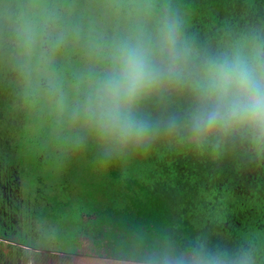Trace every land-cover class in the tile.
I'll return each instance as SVG.
<instances>
[{
  "label": "trees",
  "instance_id": "1",
  "mask_svg": "<svg viewBox=\"0 0 264 264\" xmlns=\"http://www.w3.org/2000/svg\"><path fill=\"white\" fill-rule=\"evenodd\" d=\"M163 11L202 53L264 35V0H0V184L30 174L38 196L51 186L64 190L57 206L33 205L20 193L9 201L18 217L50 210L60 230L68 228L79 246L87 239L99 256L141 261L170 240L178 249L194 242L245 249L251 264H264V151L239 139L158 129L108 158L75 117L113 43ZM28 24L38 32L30 51ZM190 103L187 93H165L146 100L143 114L182 115ZM24 127L39 132L31 145L19 142ZM22 149L31 157L18 156ZM0 200L7 205L6 195ZM73 211L80 220L68 224L64 213Z\"/></svg>",
  "mask_w": 264,
  "mask_h": 264
},
{
  "label": "clouds",
  "instance_id": "2",
  "mask_svg": "<svg viewBox=\"0 0 264 264\" xmlns=\"http://www.w3.org/2000/svg\"><path fill=\"white\" fill-rule=\"evenodd\" d=\"M23 36L30 51L36 26L26 25ZM107 60L75 112L106 157L141 145L158 129L181 128L198 140L239 139L264 151V35L238 37L224 50L202 53L185 41L179 19L163 11L116 40ZM176 91L191 98L182 115L152 120L143 114L146 100ZM140 264H251V257L245 249L200 242L178 249L169 240L145 253Z\"/></svg>",
  "mask_w": 264,
  "mask_h": 264
},
{
  "label": "rangeland",
  "instance_id": "3",
  "mask_svg": "<svg viewBox=\"0 0 264 264\" xmlns=\"http://www.w3.org/2000/svg\"><path fill=\"white\" fill-rule=\"evenodd\" d=\"M100 12L102 13L101 9L96 13L100 14ZM38 136L39 132L33 127H24V131L19 135V142L31 145V142ZM21 151L22 155L18 154L21 158L31 157V154L26 149H22ZM66 166L74 169L70 160H66ZM84 168L90 169L88 167ZM92 174L93 171L91 174L84 173L87 177ZM28 175H20V178L18 177L17 182L20 194L22 196L26 195L25 198L28 199L30 203L33 202V205L48 206L52 204L53 206H57V203L62 199L64 190H54V186H51L49 189H42L43 193L38 196L36 195L37 189L34 190L32 188V184L30 183L31 177ZM37 188L39 189V187ZM50 196H52L51 200L48 198ZM58 209L59 211L57 213L59 214L61 210L60 208ZM48 211L49 212H45V210L41 209V211H39L41 214H38L36 217L29 215L30 212H28L27 219L22 222V224L26 225L25 230H27V233L38 247L29 249L23 246L12 245L7 247L6 252H3L4 246L0 241V258L6 257V259H0V264H119L107 255L99 256L96 252L91 251L87 239H83L82 245L79 246L78 243H80V240L77 241L74 234L69 231L68 228L60 230L58 224H55L57 215L53 214L50 210ZM77 212L73 211L72 214L67 212L64 213L65 218L68 220V224H70L72 220H80V214ZM78 248H80L79 251L70 253Z\"/></svg>",
  "mask_w": 264,
  "mask_h": 264
},
{
  "label": "flooded vegetation",
  "instance_id": "4",
  "mask_svg": "<svg viewBox=\"0 0 264 264\" xmlns=\"http://www.w3.org/2000/svg\"><path fill=\"white\" fill-rule=\"evenodd\" d=\"M18 177L20 178V176ZM18 177L13 179L11 187L9 186L7 180L6 182L4 181V184H0L2 187L0 190V199L2 196L6 195L8 201L7 205L1 206L2 201L0 200V229L4 233H0V241L4 246L3 252H6L7 247L12 245H18L29 249H34L33 245L35 244V242H33L32 238L27 233V230H25L26 225L22 224V222L27 218H23L21 216L23 213L21 212L19 215L20 217H18V214L14 211L15 207H13L12 202L9 201V198L11 196H20L19 190L15 191V188L19 189L17 182Z\"/></svg>",
  "mask_w": 264,
  "mask_h": 264
},
{
  "label": "crops",
  "instance_id": "5",
  "mask_svg": "<svg viewBox=\"0 0 264 264\" xmlns=\"http://www.w3.org/2000/svg\"><path fill=\"white\" fill-rule=\"evenodd\" d=\"M111 259L117 261L119 264H140V261H131V260L116 259V258H111Z\"/></svg>",
  "mask_w": 264,
  "mask_h": 264
}]
</instances>
